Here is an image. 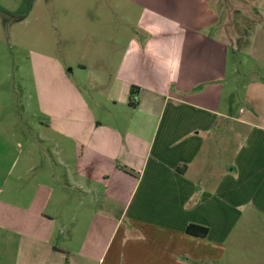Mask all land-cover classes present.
Segmentation results:
<instances>
[{
	"label": "crops",
	"instance_id": "1",
	"mask_svg": "<svg viewBox=\"0 0 264 264\" xmlns=\"http://www.w3.org/2000/svg\"><path fill=\"white\" fill-rule=\"evenodd\" d=\"M128 1L152 11L134 37L145 24L166 31L165 60L151 44L144 62L147 47L122 35L94 50L96 66L78 65L79 83L57 62H33L39 113L11 111L21 126L0 135V181L22 201L2 226L18 243L7 263L264 264V0L252 45L244 32L236 42L260 66L244 107L228 77L222 0L220 10L217 0ZM244 212L262 216L259 234L234 235Z\"/></svg>",
	"mask_w": 264,
	"mask_h": 264
},
{
	"label": "rangeland",
	"instance_id": "2",
	"mask_svg": "<svg viewBox=\"0 0 264 264\" xmlns=\"http://www.w3.org/2000/svg\"><path fill=\"white\" fill-rule=\"evenodd\" d=\"M260 3L261 0H222L221 4L222 44L227 50L225 61L228 77L233 75L234 84L238 87L236 99L240 107L245 106L243 105L245 85L258 77L260 66L256 59L246 56L248 45L242 46L241 49L236 45L243 32L249 36V46L252 45L253 40L250 42V36L256 27L261 25L256 21ZM159 7L161 10L158 13L159 19L163 20L166 13L163 9L166 7L165 5ZM212 7L220 10L219 0L217 4L212 3ZM151 12L148 6L136 5L128 0H0V135H4L3 128L12 124L16 127L21 126L19 118L14 117L13 121L10 120L11 111L19 112L21 115H27L28 112L29 116L39 113L33 82V62L39 60L37 55L53 66L60 64L66 73H70L77 80L76 83L80 82V79L74 76L78 65L96 66L102 54H94V50L107 48L118 36L125 35L127 44L135 41L140 47L146 46V53L145 49L143 51L145 56L142 57L144 62L151 59V55L154 59L157 54H160L159 60H165L169 45V40L165 38L166 31L161 32L163 33L161 36L160 30L150 31L151 28L145 24L143 26L145 33H139L138 37H134L135 32L142 26L141 15ZM218 17L220 22L219 12ZM179 18L181 19V16ZM258 18L264 19L263 15ZM148 19L145 17L143 21L146 22ZM153 19L156 17L153 16ZM153 19L151 18V22H154ZM176 23L181 25L177 16ZM151 44H156L155 47L160 46L162 53L151 54ZM79 87L83 89V86ZM4 114L8 117L6 118ZM21 118L24 124H28L25 118ZM32 119L30 117V120ZM31 123L33 125L34 122ZM219 139L228 141V138ZM242 139V134L238 135L237 142L240 144ZM224 159L230 163L232 156L226 155ZM10 181L8 178L0 181V264H8L7 259L18 252L17 239L2 227L6 226L7 216L14 214L11 206L22 205V201L16 202L7 196V185ZM261 217L253 212H244L234 235H240L239 232L251 236L259 234L256 226L262 220ZM229 238L226 242L228 253ZM258 253L259 251H251L249 255L256 256Z\"/></svg>",
	"mask_w": 264,
	"mask_h": 264
},
{
	"label": "trees",
	"instance_id": "3",
	"mask_svg": "<svg viewBox=\"0 0 264 264\" xmlns=\"http://www.w3.org/2000/svg\"><path fill=\"white\" fill-rule=\"evenodd\" d=\"M6 14H9V15H12V14H10V13H7V12H5ZM136 91H137V89L136 88H133L132 89V91H131V94H136ZM188 231H189V229H188ZM189 233V232H188ZM205 235V231H204V233H201V236H204Z\"/></svg>",
	"mask_w": 264,
	"mask_h": 264
}]
</instances>
